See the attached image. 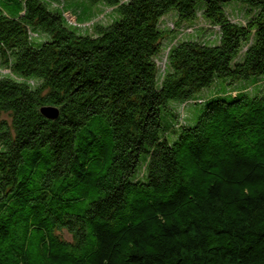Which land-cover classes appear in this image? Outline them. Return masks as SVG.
Returning <instances> with one entry per match:
<instances>
[{
    "label": "trees",
    "instance_id": "16d2710c",
    "mask_svg": "<svg viewBox=\"0 0 264 264\" xmlns=\"http://www.w3.org/2000/svg\"><path fill=\"white\" fill-rule=\"evenodd\" d=\"M87 1L114 19L81 34L93 19L65 0H0V264H264V94L213 98L179 129L167 106L264 74V0H238L245 23L235 0ZM200 4L219 43L178 42L159 81L161 19Z\"/></svg>",
    "mask_w": 264,
    "mask_h": 264
},
{
    "label": "rangeland",
    "instance_id": "374dc122",
    "mask_svg": "<svg viewBox=\"0 0 264 264\" xmlns=\"http://www.w3.org/2000/svg\"><path fill=\"white\" fill-rule=\"evenodd\" d=\"M127 1V0H122ZM65 10H73L78 8L84 14V19H93L92 22L86 24L81 30L77 29L81 34L93 33L94 24L107 25L114 19V10L112 7L107 6L104 2L91 3L87 0H65ZM249 6L241 1H231L225 5V11L230 19L235 22L245 23V12ZM203 5L198 7V16L195 21H184L179 23V15L175 10L168 12L160 21V28L164 31V39L162 40L161 53L157 56V64L159 67L158 80L160 81L167 70V54L169 49L176 45L178 42L187 39H197L203 41L208 45H217L219 43L218 28L213 27L204 18ZM71 12V11H70ZM73 13L66 12L67 18L73 24L76 23V17ZM89 14V15H88ZM116 18L118 13L116 12ZM49 39L48 35H42L37 41H46ZM243 59V53L236 59L241 61ZM0 74L5 75L10 71L0 65ZM247 93L250 96H256L264 94V74H253L246 79L231 80L229 78H215L212 84L208 87L198 90L192 96L190 101L182 103L180 101L171 100L168 102V107L173 110L177 115V120L163 117V124L169 125V120L174 121V129H179L182 125H195L200 116L206 102L213 98L236 95L238 93ZM168 114V113H166ZM2 119L8 120V116L5 114ZM170 143H173L177 134L168 133L165 135ZM144 158V157H143ZM142 161L136 171L135 177L142 178L141 181H146V167ZM145 168V169H143ZM140 174V175H139ZM144 175V176H143ZM136 179V178H135ZM137 180V179H136ZM60 234L67 240H71V235L63 230Z\"/></svg>",
    "mask_w": 264,
    "mask_h": 264
},
{
    "label": "water",
    "instance_id": "95a60500",
    "mask_svg": "<svg viewBox=\"0 0 264 264\" xmlns=\"http://www.w3.org/2000/svg\"><path fill=\"white\" fill-rule=\"evenodd\" d=\"M41 112L49 119H56L58 117V111L51 107H44L41 109Z\"/></svg>",
    "mask_w": 264,
    "mask_h": 264
}]
</instances>
